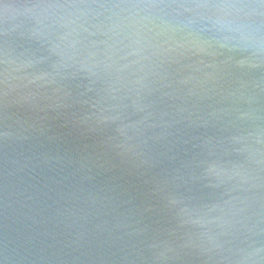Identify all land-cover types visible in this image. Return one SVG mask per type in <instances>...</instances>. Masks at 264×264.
<instances>
[{"label": "water", "instance_id": "95a60500", "mask_svg": "<svg viewBox=\"0 0 264 264\" xmlns=\"http://www.w3.org/2000/svg\"><path fill=\"white\" fill-rule=\"evenodd\" d=\"M0 264H264V0H0Z\"/></svg>", "mask_w": 264, "mask_h": 264}]
</instances>
